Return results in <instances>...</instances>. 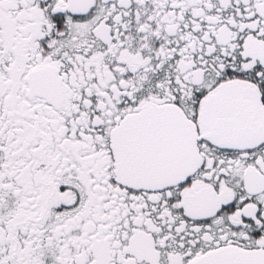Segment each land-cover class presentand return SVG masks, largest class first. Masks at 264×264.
I'll return each instance as SVG.
<instances>
[{"label":"snow or ice","instance_id":"6c2138e0","mask_svg":"<svg viewBox=\"0 0 264 264\" xmlns=\"http://www.w3.org/2000/svg\"><path fill=\"white\" fill-rule=\"evenodd\" d=\"M0 264H264V0H0Z\"/></svg>","mask_w":264,"mask_h":264}]
</instances>
